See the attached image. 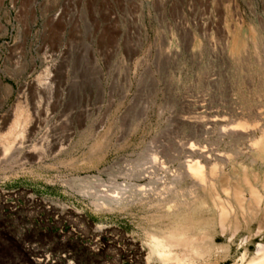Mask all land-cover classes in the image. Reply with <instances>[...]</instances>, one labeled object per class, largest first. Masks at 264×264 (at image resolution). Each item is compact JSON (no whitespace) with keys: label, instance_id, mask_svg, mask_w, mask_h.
Wrapping results in <instances>:
<instances>
[{"label":"rangeland","instance_id":"374dc122","mask_svg":"<svg viewBox=\"0 0 264 264\" xmlns=\"http://www.w3.org/2000/svg\"><path fill=\"white\" fill-rule=\"evenodd\" d=\"M45 52L56 55L57 82L40 102L33 80ZM0 79V135L29 83L19 102L40 114L31 146L54 138L33 167L0 164V264H142L149 207L99 210L69 182L99 194L117 183L148 188L154 153L171 175L192 155L213 163L238 152L227 171L244 189L264 190L250 139L219 135L264 121V0H0ZM100 139L98 160L91 147ZM208 212L198 213L197 232L216 235L221 264L242 256L244 237L254 235L250 256L264 244L259 220L240 217L230 244L234 219L223 232Z\"/></svg>","mask_w":264,"mask_h":264},{"label":"bare ground","instance_id":"6f19581e","mask_svg":"<svg viewBox=\"0 0 264 264\" xmlns=\"http://www.w3.org/2000/svg\"><path fill=\"white\" fill-rule=\"evenodd\" d=\"M55 57L56 55L52 52H45L40 57L41 60L46 63V66L33 80L36 84L35 94H37L36 96H38L37 98H39L40 102L43 98L47 101H51L52 95L55 92V84L57 82L56 79H54V72H56L55 69L57 66ZM35 63L36 61L34 60L33 64L35 65ZM33 81L31 83H33ZM0 85H2L1 79ZM28 85L29 83L24 84L19 90L17 104L10 124L8 125V129L5 134L0 135V153L2 155L0 164L2 162L6 163L12 170H14L15 167L24 170L26 167L25 165L28 164L33 167L37 161L40 162L48 155V147H51L50 144L54 139L51 140L48 136L40 145L33 144V146H31L32 137L37 129L39 123L38 116L40 114H38L39 111H36L38 115L36 113L34 114L31 112L33 111L31 108L29 109L26 105H22V102H19L24 100L26 96L28 97ZM39 101L38 103L40 104ZM221 121L222 120H215L214 126ZM214 131L216 132V130ZM219 135L223 142L227 141V139L232 141L239 137L247 136L250 139V146L252 149V154L248 156L250 163H259L264 168V121L261 125L255 126L254 129H250V127L246 126V123H239L233 129L228 130H226V127H223ZM57 146L55 145V148H57ZM194 147L195 145L192 144L191 151L193 153H195ZM34 151H37L38 155L33 154ZM91 151L96 153L98 160L102 158L105 153L104 141L101 139L96 140L91 147ZM238 155H240L238 152H232L230 155L224 154L221 160H215L216 162L212 161L213 163L200 159L195 160V157L192 155L190 156L191 159L184 163L180 171L169 175L164 167L166 161L160 159L155 153L153 156L151 154L148 163L151 164L150 168L152 171L147 170L148 176H151L148 188H138V185H134L130 190H127L126 186L117 183L115 188L106 190L103 194H99L98 191H90V188L87 186L83 187L82 185H78V183L80 184L82 181L80 178H74L70 180L69 183L79 190V193L84 199H92L99 210L112 207L123 210L134 205L149 207L150 215L148 218L152 224L151 228H148V225H150L148 222V229L144 231L145 245L141 247L139 251L141 254L139 257L140 263L221 264L224 259L218 257L219 255L217 253L218 256L212 257L216 249V235L209 229L197 232V229L204 224L203 220H205L204 218L201 220V218L198 217L200 211H210L211 214H213L212 227H214V220H217L223 232H225L228 226L227 224L231 219H234L233 224L235 230L231 234L229 233L228 237L226 236L230 244L237 241L240 237L237 233V228L240 226V217H243V223L246 222L247 224L254 220H259V226L255 233L257 235L263 234L264 231V190L262 192L257 184H252L250 182H248L249 185L246 187L247 190L244 189L237 182L236 177L234 178V176L227 171L228 165L234 163ZM246 174L248 173L245 171L243 176H246ZM126 175L129 176V174ZM136 175L141 176V173L139 172ZM256 175H258V173ZM98 181V186H102L103 183L101 178H99ZM262 184L264 188V182ZM247 194H249V196ZM259 216H261V220L258 219ZM242 228L243 225L241 230ZM253 240L254 235H249L242 239V242H245L244 252L233 264H264V244H259L256 252L253 253L252 256H250L252 253L249 254V244L253 242ZM145 247L148 249V253L143 258L142 253L147 250ZM222 249L224 250L223 247ZM222 249L221 252L223 251Z\"/></svg>","mask_w":264,"mask_h":264}]
</instances>
